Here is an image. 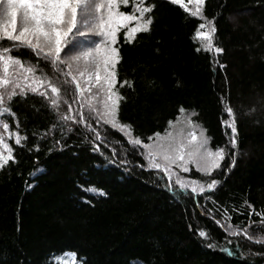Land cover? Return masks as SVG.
Here are the masks:
<instances>
[{
	"label": "trees",
	"instance_id": "1",
	"mask_svg": "<svg viewBox=\"0 0 264 264\" xmlns=\"http://www.w3.org/2000/svg\"><path fill=\"white\" fill-rule=\"evenodd\" d=\"M152 2L149 30L130 43L121 30L116 46L117 119L141 145L89 115L65 66L41 62L58 94L47 83L31 92L21 80L24 97L7 102L15 118L0 116L9 124L0 137L15 163L0 169V264H58L62 256L71 264L66 253L76 264H264V216L257 215L264 214V0H204L197 16L192 7ZM201 23L215 29L207 50L196 36ZM41 92L58 95V109ZM57 113L83 114L85 123ZM185 119L224 159L210 175L185 174L198 185L219 180L214 189L178 195L175 180L147 167L143 145ZM0 152L7 155L2 145Z\"/></svg>",
	"mask_w": 264,
	"mask_h": 264
},
{
	"label": "snow or ice",
	"instance_id": "2",
	"mask_svg": "<svg viewBox=\"0 0 264 264\" xmlns=\"http://www.w3.org/2000/svg\"><path fill=\"white\" fill-rule=\"evenodd\" d=\"M171 4H179L184 11L190 10L184 3V0H169ZM204 0H188V3L202 5ZM129 5V0H0V116L5 114L15 118L7 102H10L17 94L21 98L24 97L25 87L21 86L20 81H29L27 88L31 92H36L37 87H33L47 83L51 93L58 94L60 89L53 83L48 81V76L43 72V63L51 69H59V66L67 67L68 71L63 73L71 76V83L75 85V93L90 92L93 87L97 89V95H103V109L95 106H89V115L93 118L102 119L105 124L120 131L128 138L131 145H141L139 138H132L130 126L120 124L117 120L118 100L122 97L118 96L113 90L116 83L115 64L117 63L118 51L113 45L117 42V32L125 26L128 21H137L136 26L132 27L124 33L127 42H131V35L138 32L149 30L148 26L152 23V17L148 16L144 19V14L151 12L154 7L152 0L145 6L144 0H140L139 4L132 0V11L125 13L119 10L120 5ZM79 10V20H78ZM138 12L139 16L135 15ZM19 14V25H18ZM200 14V8L197 7L191 15ZM6 18V20L4 19ZM142 21V23H141ZM200 28L205 25L201 23ZM75 29V33L73 30ZM214 27L208 32L201 33L197 31V37H203L208 41L204 45L205 49L211 48V33ZM74 34L79 37H87L93 34L101 37V42L95 44L94 47L81 51L74 56H61L62 49L67 44L68 36ZM7 43H3V42ZM79 46V41L74 47ZM19 48H25L32 57L13 56L12 52ZM217 52L221 51L216 49ZM83 63V67H81ZM11 68V72H10ZM76 73L84 78L81 83ZM67 83V81H65ZM20 91L17 93L16 89ZM41 96L49 99L52 109L59 107V96L49 98L46 93L41 92ZM91 100V97H88ZM67 101H65L66 103ZM71 111V107H69ZM181 112L184 109H180ZM229 116H232L231 109H227ZM60 120H72L74 123L84 124L85 117L80 114L79 119L72 116H66L57 113ZM171 123V122H169ZM192 123L191 120L188 121ZM0 126L7 131L9 124L0 120ZM89 131L95 132V138L100 139L99 132L92 127L91 124L85 125ZM231 129L230 144L233 149L236 147V128L234 121L227 125ZM70 130V129H69ZM159 138V134H155ZM22 137L16 136L15 143L20 144ZM151 139V137H149ZM197 137L194 132H190L188 137L177 139L168 133L167 142L155 143L153 145L144 144L146 150L145 158L148 161L147 167L151 169L161 170L166 177L171 180L174 175L172 167L181 169L184 172L189 171V165H194L196 170L210 175L214 169L220 167V161L224 159V151L217 148L215 152L207 149L204 144L196 142ZM0 145L7 152L4 155L0 152V169L8 164L9 160L15 163L12 156L13 149L7 143H4L3 137H0ZM235 165V152L230 157V165ZM227 167L225 168V174ZM180 192L184 193L188 189V182L182 180L179 176L175 180ZM195 184V182H192ZM220 183L217 179H211L207 183V189L212 190ZM171 187V184L167 185ZM92 191V189H89ZM193 193L197 191L203 193L205 186L203 184L198 187L191 188ZM251 207V205H249ZM251 215V213H249ZM257 215L264 216L258 213ZM240 231L237 225L230 235L238 234ZM199 235L205 237V232L200 231ZM212 247L213 245H208ZM225 252H231L230 249H222ZM71 257V264H76L75 253H66ZM58 264H69L68 260L62 257L57 258Z\"/></svg>",
	"mask_w": 264,
	"mask_h": 264
},
{
	"label": "rangeland",
	"instance_id": "3",
	"mask_svg": "<svg viewBox=\"0 0 264 264\" xmlns=\"http://www.w3.org/2000/svg\"><path fill=\"white\" fill-rule=\"evenodd\" d=\"M135 3H136V4H139V3H140V0H135ZM184 3H185L186 6L188 7V9H189L190 7H192L193 10H196L197 7H200V5L198 6V5H196L195 3H188V0H184ZM123 8H129L130 11H132V0H129V5H128L127 7L124 6L123 4H121L120 7H119V10L122 11V12H124V11L122 10ZM125 13H127V12H125ZM135 15L139 16V13L136 12ZM4 19L6 20V18H4ZM144 19H146V13L144 14ZM78 20H79V10H78ZM141 23H142V21H141ZM136 24H137V21H135V20H132V21H128V22H126V23H125V26L122 27V28L117 32V42L113 45V47H115V48L117 49L116 46H117V43H118V38H119V33H120V31H121V30H125V32H126V31H128L129 29H131L132 27L136 26ZM18 25H19V14H18ZM208 31H210V30H209L207 27H204L200 32H201V33H204V32H208ZM73 33H75V29L73 30ZM136 35H137V32L131 35V41L134 40V38H135ZM101 39H102L101 37H97V36H95V35H93V34H89L87 37H79V36H76V35H74V34H70V35L68 36V38H67V40H68L67 44H65L64 48L62 49L61 56L64 57L65 54H67V56H74V55H76L77 53H79V52H81V51H84V50H87V49H89V48L94 47L95 44H98V43L101 42ZM199 39H200L201 41H203L204 44H207V43H208V41L205 40L203 37H199ZM77 41H79V46L74 47V45L77 44ZM117 62H118V61H117ZM116 65H117V63L115 64V74H116ZM81 67H83V63H81ZM67 70H68V69H67ZM76 75H77L78 80H79L81 83H83L84 78L80 77V76H79V73H76ZM116 83H117V80H116ZM116 83H115L114 86H113V90H114L115 92H116ZM32 86H33V87H37V90L42 91V90H41V88H43V85H42V84L39 85V86L33 84ZM116 93H117V92H116ZM117 95H118V94H117ZM80 96H81V99H82L83 103H85V105H86L88 108H89V106H95V107H97V108H99V109H101V110L103 109V103H102V101H103L104 97H103V95H97V89H96L95 87H93V88L91 89L90 92H82V93H80ZM88 97H91V100H90V101L88 100ZM117 104H118V102H117ZM116 116H118L117 113H116ZM100 120H102V119H100ZM117 120H118V119H117ZM189 120H190V119H185V120H180L179 122L173 123V124L171 125V127H170V129H169L168 132H166L164 135L159 136V138H158V137H154V138L148 143V145H153V144H155V143H157V142H159V143H165V142H167V136H168V133H171L172 137H174V138L181 139V138H186V137H188V134H189L190 132H194L195 135H196V137H197L196 142H197V143H200V142L206 140V143L204 144V146H205L207 149L211 150V149L209 148V145H208V139H207L205 133H204L200 128H198L197 125H196L192 120H191L192 123L189 124V123H188ZM102 121H103V120H102ZM118 122H119V121H118ZM107 125H108V124H107ZM109 126H110V125H109ZM131 136H132V133H131ZM144 151H145V153H146V150H145V149H144ZM211 151H212V150H211ZM213 152H215V151H213ZM221 161H222V160H221ZM221 161H220V163H221ZM188 167H189V171H190L192 168L196 170V168H195L194 165H189ZM214 170H216V169H214ZM214 170H213V171H214ZM189 171H188V172H184V171H182L181 169L176 168L175 166H173V167H172V172L174 173V175L171 177V179L174 181V180H176V177L179 176L182 180L188 182V184H189L188 189H191V188L194 187V186L198 187L199 185H198L197 182L194 181L195 184H193V183H192L193 181H192V180H189V179L186 177L185 174H188ZM213 171H212V172H213ZM212 172H211V173H212ZM167 179L169 180L168 177H167ZM206 188H207V186H205V189H206Z\"/></svg>",
	"mask_w": 264,
	"mask_h": 264
}]
</instances>
